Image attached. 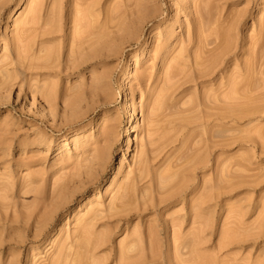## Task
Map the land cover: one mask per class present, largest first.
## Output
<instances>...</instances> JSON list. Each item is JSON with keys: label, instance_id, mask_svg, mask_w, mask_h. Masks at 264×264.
<instances>
[{"label": "rangeland", "instance_id": "rangeland-1", "mask_svg": "<svg viewBox=\"0 0 264 264\" xmlns=\"http://www.w3.org/2000/svg\"><path fill=\"white\" fill-rule=\"evenodd\" d=\"M0 264H264V0H0Z\"/></svg>", "mask_w": 264, "mask_h": 264}, {"label": "bare ground", "instance_id": "bare-ground-1", "mask_svg": "<svg viewBox=\"0 0 264 264\" xmlns=\"http://www.w3.org/2000/svg\"><path fill=\"white\" fill-rule=\"evenodd\" d=\"M128 111H129V116L127 119V124H126V130H124V136L123 137H130L131 135L134 134L135 132V125H136V119L137 116L135 115V112L127 106ZM235 238H233L234 241Z\"/></svg>", "mask_w": 264, "mask_h": 264}]
</instances>
